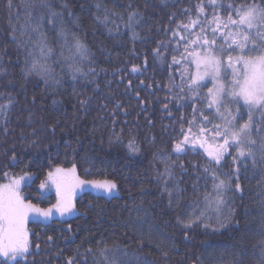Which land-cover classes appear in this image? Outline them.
<instances>
[{"label": "trees", "instance_id": "trees-1", "mask_svg": "<svg viewBox=\"0 0 264 264\" xmlns=\"http://www.w3.org/2000/svg\"><path fill=\"white\" fill-rule=\"evenodd\" d=\"M46 2L49 8L30 7L40 0H13L9 9L7 0H0V184L31 175L25 200L49 207L56 196L44 195L40 185L50 171L75 165L81 179L111 181L118 194L83 192L74 201L75 214L31 221L26 258L0 257V264H106L104 255L121 264H261V166L253 167L251 160L241 166L239 179L217 206L212 178L203 171L217 166L203 149L174 151L181 124L188 127L191 101L179 99V88L170 91L168 84L170 78L180 84L186 61L172 51L175 43L161 49L164 59L154 49L173 39L169 29L177 22H186L184 9L195 16L198 0ZM53 11L59 15L52 17ZM76 40L87 47V58L76 54ZM174 54L181 64H171ZM33 59L51 75L23 71ZM133 65L140 71L132 72ZM205 84L202 95L211 87ZM231 154L230 149L217 171L234 167ZM165 186L172 190L171 202ZM189 219L190 228L180 223Z\"/></svg>", "mask_w": 264, "mask_h": 264}, {"label": "snow or ice", "instance_id": "snow-or-ice-1", "mask_svg": "<svg viewBox=\"0 0 264 264\" xmlns=\"http://www.w3.org/2000/svg\"><path fill=\"white\" fill-rule=\"evenodd\" d=\"M262 4L264 0L261 3L252 0L251 3L240 4L226 3L225 0H198L195 5V16L193 17L188 9H184L187 14L186 22L184 20L177 22L174 29H169L173 39L167 44L160 41L154 49L155 55L164 59V52L161 49L167 51L168 45L175 43L176 47L172 51L186 61V65H182L180 84L175 85L174 78H170L168 84L170 91L173 87L179 88L176 94L179 99L191 101V118L187 121L188 127L185 130L184 125L181 124L182 138L175 143L174 151L178 154H186L188 151L195 153L203 149L202 154L210 158V163L217 166L215 169L203 168V171L212 178L217 206L224 203V193L232 188L233 179H239L240 167L245 166L248 160H251L253 167L259 165L264 171V6ZM7 6L12 9L15 6L13 0H7ZM37 6L50 7L46 0H40L38 5H30V7ZM58 15L59 13L51 12L52 17ZM135 15L136 13L132 14ZM132 16L129 17L130 20ZM174 18L173 14L170 22ZM42 19L43 17H40L37 21L38 25ZM34 30L39 31V27ZM61 34L63 35V32ZM41 36L43 37L44 34L41 33ZM74 47L76 54L81 58H87L88 50L84 44L76 40ZM45 48L46 45L42 44L41 54L44 53ZM48 51L51 52V49L49 48ZM25 63L27 65L28 62ZM144 63L147 64V59ZM171 64H181V59L174 54ZM189 68L192 70L189 71ZM41 70L44 74L51 75L52 70L46 65L39 64L35 59L30 68L23 69L29 74L36 72L37 75H41ZM73 71L80 72L82 69L74 67ZM139 71V66L133 65L132 72ZM75 78L73 75V79ZM206 80L212 83V87L207 88V92L202 95L201 89L207 86L204 83ZM45 82L47 83V80ZM54 82L59 83L58 80ZM128 84L131 86L130 80ZM197 103L202 107H197ZM164 107L167 108V105L165 104ZM3 108L4 106L0 105V111ZM181 119L183 120V117ZM129 147H132L131 143ZM230 149L233 153L231 163L234 167L229 172L221 173L217 169L222 168L221 162L230 154ZM191 166L203 167L198 164ZM180 168L184 170V165L180 164ZM165 173L169 177L172 176V172L167 167ZM222 175L224 178H221ZM199 178L197 176V182ZM23 179V176L9 178L8 183L0 184V257H6L8 261H16L17 257L26 258L29 253L30 241L26 222L30 214L35 213L47 218L53 214V209L61 215L72 212L75 207L72 202V189L85 183H93L109 193L116 188V184L111 181L99 183L80 180L76 176L75 165L71 169L57 167L55 172L48 173V180L55 185L60 199L51 208L41 209L20 195L18 189ZM165 184L167 185V182ZM46 185L47 181L42 183L40 188L43 189ZM192 186L195 189L196 182ZM235 189L242 190L241 185L236 183ZM165 191L168 192L171 202L172 190L165 186ZM205 199H209L208 194H205ZM180 223L190 228L194 220L189 219ZM217 223L223 226L222 222ZM185 238L187 239V236ZM104 260L106 264H121L116 259L109 260L106 255ZM261 264H264V240L261 241Z\"/></svg>", "mask_w": 264, "mask_h": 264}, {"label": "rangeland", "instance_id": "rangeland-1", "mask_svg": "<svg viewBox=\"0 0 264 264\" xmlns=\"http://www.w3.org/2000/svg\"><path fill=\"white\" fill-rule=\"evenodd\" d=\"M230 79V77L228 78ZM205 82H209L211 84V87H212V83L208 80H206ZM204 82V83H205ZM243 111V109H241ZM63 169V168H62ZM52 172H55V170H53ZM76 176L79 177L77 171H76ZM24 179L21 181L20 185H19V193L20 195L24 198L23 196V188L26 184H28L29 182H31L33 176L31 175H24L23 176ZM19 178V177H18ZM80 180H83L79 177ZM47 185L45 188H40L41 189V192L44 194V195H49V194H54L56 196V202L53 203L52 205H50L49 207H40V206H37L41 209H47V208H51L53 205H55L57 203V201L60 199V196L58 195L57 193V189L55 187L54 184L51 183L50 180H48L47 178ZM45 181V182H46ZM83 181H86V182H89L88 180H83ZM44 182V183H45ZM95 182H99V183H103L105 181H95ZM8 183V182H7ZM83 192H92L94 194H97V195H103V196H106V197H112V196H115L118 194V191H117V188H115L111 193L105 191L104 189L102 188H98L96 187L95 184L93 183H85L84 185H80V186H77L75 188L72 189V202L74 204V201L76 199V197H78L81 193ZM25 199V198H24ZM33 204V203H32ZM35 205V204H34ZM221 205V204H220ZM75 214V209H73L72 212H69V213H65L63 215H61L58 211H56L55 209H53V214L50 216V217H43V216H40V215H37L35 213H32L28 216V219H27V222H26V228L28 230V225L31 221H41V222H50L52 221L53 219H62V218H67L71 215ZM29 232V231H28ZM1 258H6V257H1Z\"/></svg>", "mask_w": 264, "mask_h": 264}]
</instances>
